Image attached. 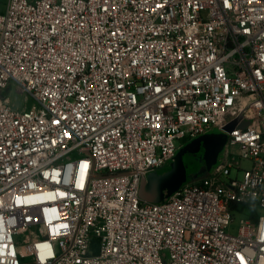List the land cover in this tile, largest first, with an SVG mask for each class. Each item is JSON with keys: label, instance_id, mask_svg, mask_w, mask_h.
<instances>
[{"label": "built area", "instance_id": "2783aa9c", "mask_svg": "<svg viewBox=\"0 0 264 264\" xmlns=\"http://www.w3.org/2000/svg\"><path fill=\"white\" fill-rule=\"evenodd\" d=\"M232 121L216 172L141 196ZM0 264H264V0H4Z\"/></svg>", "mask_w": 264, "mask_h": 264}, {"label": "water", "instance_id": "95a60500", "mask_svg": "<svg viewBox=\"0 0 264 264\" xmlns=\"http://www.w3.org/2000/svg\"><path fill=\"white\" fill-rule=\"evenodd\" d=\"M234 123L235 121H232L227 124L224 130L215 128L183 143L168 169L154 171L143 178L141 196L151 202H162L184 184L216 172L225 161L228 146L227 131L232 129ZM203 145H206L207 151L205 159L207 171L201 175H193L196 165L189 162L187 156L189 153L201 150Z\"/></svg>", "mask_w": 264, "mask_h": 264}, {"label": "rangeland", "instance_id": "374dc122", "mask_svg": "<svg viewBox=\"0 0 264 264\" xmlns=\"http://www.w3.org/2000/svg\"><path fill=\"white\" fill-rule=\"evenodd\" d=\"M3 1L4 0H0V11L3 10ZM1 95H8L17 108H25V107L30 108V107L36 105L35 99L32 98L31 96L26 95L23 92H20V90L18 89V86L15 83H11L9 88L4 90L1 93ZM234 117H235V115H234ZM205 146L206 145H203L201 150H199L198 152H195V153H189L187 156L188 157L187 160L196 165L194 172H193V175H199V174L201 175V174L206 173V171H207L206 160H205L207 151H206ZM171 161L169 162V164L166 167L157 169V171H163L164 169L165 170L168 169ZM236 173H237V169L233 168L232 177H234L236 175ZM193 175H190V176H193ZM240 175H241V173H240ZM248 216H249V214H248L247 210L236 213L237 223L239 222V219L241 217H248ZM19 241L23 243V241H24L23 235L19 236ZM100 243H101L100 237H96V236L93 237V239L91 240V252L92 253L97 254L99 252ZM26 261L28 262V261H30V259H26Z\"/></svg>", "mask_w": 264, "mask_h": 264}]
</instances>
